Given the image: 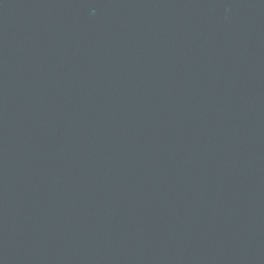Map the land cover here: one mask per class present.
<instances>
[{"label": "water", "instance_id": "obj_1", "mask_svg": "<svg viewBox=\"0 0 264 264\" xmlns=\"http://www.w3.org/2000/svg\"><path fill=\"white\" fill-rule=\"evenodd\" d=\"M0 264H264V0H0Z\"/></svg>", "mask_w": 264, "mask_h": 264}]
</instances>
